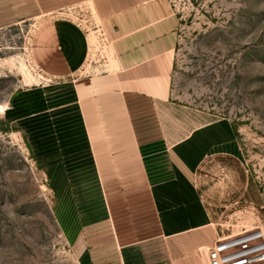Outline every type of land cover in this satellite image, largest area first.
Masks as SVG:
<instances>
[{"label": "rangeland", "instance_id": "rangeland-1", "mask_svg": "<svg viewBox=\"0 0 264 264\" xmlns=\"http://www.w3.org/2000/svg\"><path fill=\"white\" fill-rule=\"evenodd\" d=\"M169 1L177 19L170 101L182 122L227 125L232 145L202 157L196 170L211 223L166 240L158 257L208 264L207 245L217 236L264 230V0ZM4 8L0 264H80L70 238L102 213L101 187L77 106V74L42 70L32 55L33 33L56 18L84 30L89 50L78 74L111 69V49L89 2L15 0Z\"/></svg>", "mask_w": 264, "mask_h": 264}, {"label": "crops", "instance_id": "crops-1", "mask_svg": "<svg viewBox=\"0 0 264 264\" xmlns=\"http://www.w3.org/2000/svg\"><path fill=\"white\" fill-rule=\"evenodd\" d=\"M7 1L15 3L0 0V11ZM82 1L108 41L111 69L77 73L89 42L69 20H44L32 39L42 70L77 74V106L101 187L102 213L76 227L70 247L80 264H164L158 255L166 240L211 223L196 170L202 157L232 145L229 129L182 122L170 101L177 19L169 0Z\"/></svg>", "mask_w": 264, "mask_h": 264}, {"label": "built area", "instance_id": "built-area-1", "mask_svg": "<svg viewBox=\"0 0 264 264\" xmlns=\"http://www.w3.org/2000/svg\"><path fill=\"white\" fill-rule=\"evenodd\" d=\"M208 264H264V230L244 228L217 236L207 246Z\"/></svg>", "mask_w": 264, "mask_h": 264}, {"label": "bare ground", "instance_id": "bare-ground-1", "mask_svg": "<svg viewBox=\"0 0 264 264\" xmlns=\"http://www.w3.org/2000/svg\"><path fill=\"white\" fill-rule=\"evenodd\" d=\"M89 4H90V2H89ZM90 7H91V9H93V6L90 4ZM111 55H112V52H111ZM0 108H4V104H0Z\"/></svg>", "mask_w": 264, "mask_h": 264}, {"label": "snow or ice", "instance_id": "snow-or-ice-1", "mask_svg": "<svg viewBox=\"0 0 264 264\" xmlns=\"http://www.w3.org/2000/svg\"><path fill=\"white\" fill-rule=\"evenodd\" d=\"M3 109L2 108H0V111H2Z\"/></svg>", "mask_w": 264, "mask_h": 264}]
</instances>
